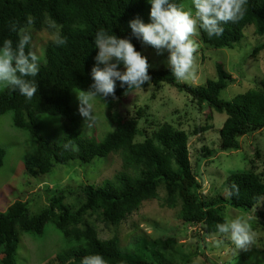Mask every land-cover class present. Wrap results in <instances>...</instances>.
<instances>
[{
    "label": "trees",
    "instance_id": "obj_1",
    "mask_svg": "<svg viewBox=\"0 0 264 264\" xmlns=\"http://www.w3.org/2000/svg\"><path fill=\"white\" fill-rule=\"evenodd\" d=\"M170 2L182 5L183 0ZM246 7L242 20L222 25L221 36L209 37L200 29L201 42L214 49H233L248 26H253L256 36L264 38V0H247ZM150 10L149 0H0V46L5 39L18 42V34L10 30V23L14 21L37 31L54 21L60 35L67 40L63 46H58L54 40L46 43L45 63L34 78L38 92L32 99H26L11 88L0 93V116L10 112L12 125L35 139V154L24 163L25 173L38 178L72 160L91 164L111 154L121 159V168L112 178L100 185H80L75 203H64L75 191L61 190L50 197L46 208L35 214H31L27 203L22 201H15L5 211H0V264H16L19 235L41 236L47 224L61 232L68 244L55 256L56 264H81L85 256L94 254L102 255L107 264H175L189 254L174 239L141 237L132 241L125 251L120 248L117 236L102 240L96 229L86 222L88 216H96L106 225L118 226L143 202L156 199L159 185L165 190L164 206L178 207L179 220L201 225L206 234L218 233L216 225L225 222L221 213L223 205L248 211L256 208L254 215L264 221V202L258 203V198H264V176L255 169L253 159L248 171L227 177L225 196L207 200L189 160V135L166 122L156 123L152 133L147 135L149 131L139 128V120L147 114L146 106L135 107L133 117L119 122L101 141L80 136L75 131L73 125L77 117L70 100L75 90L87 92L94 83L91 72L97 66L99 51L94 44L96 33L104 29L118 38L128 39L142 54V38L133 34L130 22L138 18L145 24L151 23ZM29 19L34 23L29 25ZM260 50H264V41L254 48L251 56ZM118 70L125 69L120 65ZM215 73L216 77L204 85L191 86L180 84L171 68H149L151 85L155 88L168 84L189 95L198 108L204 105L211 111L224 113L226 118L219 130L218 148L237 151L239 137L264 129V80L255 89L224 101L219 98L220 92L234 79L222 63L215 65ZM134 90L129 92L126 85L121 87L117 81L115 97L103 100L111 104ZM37 114L57 115L69 124L59 144L40 134ZM206 119L210 120L211 116L206 115ZM212 127V124L206 125L199 132L202 134ZM138 136L143 139L138 141ZM201 150L208 154L206 156L211 154L206 147ZM4 156L0 147V168ZM261 157L264 158V153L255 150L254 158ZM233 184L239 187L238 196H229ZM191 251L198 254L196 250Z\"/></svg>",
    "mask_w": 264,
    "mask_h": 264
},
{
    "label": "rangeland",
    "instance_id": "obj_2",
    "mask_svg": "<svg viewBox=\"0 0 264 264\" xmlns=\"http://www.w3.org/2000/svg\"><path fill=\"white\" fill-rule=\"evenodd\" d=\"M182 6L185 10L191 9L193 13L195 11L192 0H183ZM54 31L49 26L39 31L28 28V34L32 36L30 46L40 57V66L45 63L44 47L53 40ZM193 39L199 44V50L195 54L196 78L178 81L180 84L202 86L207 80L216 77L215 65L222 63L234 80L220 92L219 98L230 101L238 94L255 89L264 80V50L251 56L254 48L262 44L264 38L255 35L253 26L244 29L243 38L233 49H214L204 45L199 35ZM142 54L148 59L150 69L170 68V53L167 49L157 50L142 41ZM6 89L7 87L0 86V93ZM80 91L82 90H75L70 100V106L77 117V123L73 127L80 136L101 141L119 122L132 118L135 107L144 106L147 107V114L139 120V128L149 131L147 135L152 133L156 123L163 122L186 132L189 135V160L207 200L225 196L227 177L235 172L248 171L252 159L255 169L264 176V158H254L255 150L264 153V129L239 137L237 151H220L219 130L226 115L211 111L204 105L198 108L189 95L168 84H161L159 88L148 85L135 89L111 104L103 99H95L92 103L96 119L91 125L85 123V118L79 113L77 95H80ZM206 115H210L211 119L207 120ZM35 117L43 137L55 144L63 140L68 123L63 122L57 115L37 114ZM210 124L213 126L210 130L202 134L199 132ZM142 139L141 136L137 138L138 141ZM35 146V139L31 135L12 125L10 112L0 116V147L5 153L0 168V211H5L15 201H22L27 203L29 212L35 214L46 208L50 197L61 190L75 191L74 196H67L64 200L65 204L75 203L80 185H100L121 168L120 156L111 154L95 159L91 164L72 160L65 165L55 166L46 175L34 178L25 173L24 163L34 156ZM202 147L209 149L211 154L206 156L208 154L201 150ZM164 196V187L159 185L156 199L143 202L137 211L116 227L104 224L96 216H88L86 222L96 229L102 240L117 236L120 248L125 251L132 241L141 237L174 239L189 254L176 263L174 261L175 264H264V221L254 215L256 208L251 211L234 209L228 205L221 208L225 221L241 216L249 220L257 234L253 246L247 250H236L227 236L219 233L206 234L201 225H190L179 220V208L165 207L162 202ZM67 246L62 233L53 225L47 224L41 236L24 233L19 235L15 262L56 264L55 256ZM190 249L196 250L198 254H193ZM1 257L0 251V259Z\"/></svg>",
    "mask_w": 264,
    "mask_h": 264
},
{
    "label": "clouds",
    "instance_id": "obj_3",
    "mask_svg": "<svg viewBox=\"0 0 264 264\" xmlns=\"http://www.w3.org/2000/svg\"><path fill=\"white\" fill-rule=\"evenodd\" d=\"M149 3L152 22L145 24L137 18L130 22V28L145 44L157 50H168V64L178 81L196 78L195 54L199 50V44L193 37L199 35L200 29L209 37L221 36L223 24L238 23L247 12V0H192L194 13L170 0H149ZM32 23L34 20L29 19L28 24ZM49 28L55 29L53 40L58 46L67 43L54 21L49 22ZM10 30L17 33L19 39L16 43L5 39L0 46V86L18 91L30 100L38 92V83L34 78L40 71V57L35 51L29 50L32 36L28 34L26 27L14 21L10 23ZM94 44L99 50L96 56L97 66L91 72L94 83L89 91H80V95H77L79 113L89 125L96 119L92 101L115 97L117 81L121 87L126 85L129 92L142 89L145 84L151 85L147 58L135 50L130 40L118 38L100 29L96 33ZM120 65H123L124 71L118 70ZM238 195L239 187L233 184L229 196ZM261 202H264V198H258V203ZM216 228L219 234L231 240L236 250H247L256 242L257 234L251 223L241 216L217 224ZM81 264H107V261L102 255L94 254L85 256Z\"/></svg>",
    "mask_w": 264,
    "mask_h": 264
}]
</instances>
